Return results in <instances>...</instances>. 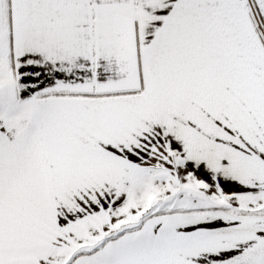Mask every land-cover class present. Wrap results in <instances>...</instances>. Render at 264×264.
<instances>
[{
  "label": "snow or ice",
  "instance_id": "6c2138e0",
  "mask_svg": "<svg viewBox=\"0 0 264 264\" xmlns=\"http://www.w3.org/2000/svg\"><path fill=\"white\" fill-rule=\"evenodd\" d=\"M0 264H264V0H0Z\"/></svg>",
  "mask_w": 264,
  "mask_h": 264
}]
</instances>
